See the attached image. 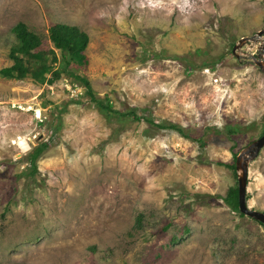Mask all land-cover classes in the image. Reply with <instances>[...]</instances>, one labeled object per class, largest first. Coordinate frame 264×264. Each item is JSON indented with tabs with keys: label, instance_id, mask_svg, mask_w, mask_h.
Wrapping results in <instances>:
<instances>
[{
	"label": "rangeland",
	"instance_id": "obj_1",
	"mask_svg": "<svg viewBox=\"0 0 264 264\" xmlns=\"http://www.w3.org/2000/svg\"><path fill=\"white\" fill-rule=\"evenodd\" d=\"M18 23L59 76L0 78V264H264L262 224L225 202L236 154L264 131L247 57L264 0H0V67ZM57 23L87 35L82 63L53 47ZM246 204L264 212V147Z\"/></svg>",
	"mask_w": 264,
	"mask_h": 264
},
{
	"label": "trees",
	"instance_id": "obj_2",
	"mask_svg": "<svg viewBox=\"0 0 264 264\" xmlns=\"http://www.w3.org/2000/svg\"><path fill=\"white\" fill-rule=\"evenodd\" d=\"M13 31L16 35V38L18 39L19 45L18 48L14 50V52L10 53L12 64L6 67H0V78H13L19 80L23 78H31L36 82L43 83L45 82L46 77H48L47 82L49 83L53 80V77H58L59 72L53 66V64L57 62V58L54 55L55 53L50 50L49 52L52 53V57H46V52L39 49L41 45V39L37 36V34L28 30L23 23L16 24L13 27ZM48 32V38L53 44L54 48L60 49L62 52L66 50L71 61H74L78 64L83 62L85 58L83 50L86 47L88 39L84 32L79 31L74 26H69L62 23L54 24L49 28ZM69 59H64L65 64L69 63ZM71 75H73L75 79L79 80L87 90L89 89L88 82L84 78H81L75 74ZM98 104L102 109L110 112V103ZM129 115L135 120H144V118L137 116L132 111L129 112ZM145 121L158 128L171 129L176 130L181 134L183 133L181 128L174 124H155L151 119H145ZM263 133L264 131L261 134ZM45 149H47V144L42 142L27 155V162L29 163L31 174H34L36 171V160L45 151ZM225 202L233 209H238L236 188H231L228 190L225 197Z\"/></svg>",
	"mask_w": 264,
	"mask_h": 264
},
{
	"label": "water",
	"instance_id": "obj_3",
	"mask_svg": "<svg viewBox=\"0 0 264 264\" xmlns=\"http://www.w3.org/2000/svg\"><path fill=\"white\" fill-rule=\"evenodd\" d=\"M264 33L261 30L256 33L257 38ZM248 38L240 40L237 45L233 46L232 53L235 55V50L239 45L247 41ZM252 40V38H251ZM259 54L248 55V59L251 60L259 69L264 73V43L258 47ZM264 147V133L258 138L252 140L243 149H241L235 157V171L237 176V207L240 213L254 219L264 226V212L250 209L246 204V186H247V174L248 166L259 154L260 150Z\"/></svg>",
	"mask_w": 264,
	"mask_h": 264
},
{
	"label": "flooded vegetation",
	"instance_id": "obj_4",
	"mask_svg": "<svg viewBox=\"0 0 264 264\" xmlns=\"http://www.w3.org/2000/svg\"><path fill=\"white\" fill-rule=\"evenodd\" d=\"M262 35H264V33H262ZM262 35H261V36H262ZM256 47H257V46H256ZM256 47L251 51V52L253 53V55H255V56L259 54V51H258V49H257ZM245 52H246V51H245ZM248 61H250V60L248 59Z\"/></svg>",
	"mask_w": 264,
	"mask_h": 264
},
{
	"label": "clouds",
	"instance_id": "obj_5",
	"mask_svg": "<svg viewBox=\"0 0 264 264\" xmlns=\"http://www.w3.org/2000/svg\"><path fill=\"white\" fill-rule=\"evenodd\" d=\"M149 2L151 3L152 0H149ZM184 3L187 5L188 4V0H184ZM257 48V47H256Z\"/></svg>",
	"mask_w": 264,
	"mask_h": 264
}]
</instances>
